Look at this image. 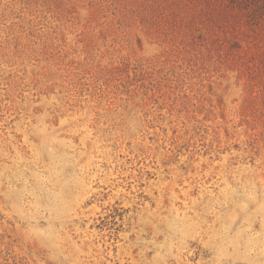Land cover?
I'll return each mask as SVG.
<instances>
[{
    "label": "rangeland",
    "instance_id": "374dc122",
    "mask_svg": "<svg viewBox=\"0 0 264 264\" xmlns=\"http://www.w3.org/2000/svg\"><path fill=\"white\" fill-rule=\"evenodd\" d=\"M0 264H264V0H0Z\"/></svg>",
    "mask_w": 264,
    "mask_h": 264
}]
</instances>
